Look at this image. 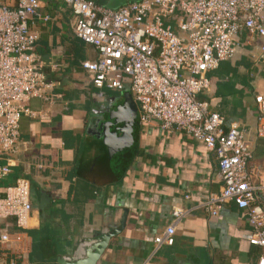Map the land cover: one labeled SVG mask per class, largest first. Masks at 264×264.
Returning <instances> with one entry per match:
<instances>
[{"label": "crops", "instance_id": "0c3cea01", "mask_svg": "<svg viewBox=\"0 0 264 264\" xmlns=\"http://www.w3.org/2000/svg\"><path fill=\"white\" fill-rule=\"evenodd\" d=\"M38 12L49 19L34 17L29 28L52 96L26 101L37 116L21 115L24 144L0 180V192L16 178L29 181L23 246L30 264H141L173 209L190 212L177 223L173 244L157 249L158 264H256L261 249L247 242L243 210L228 202L213 217L199 206L221 187L213 150L155 121L140 123L127 87L96 95L81 63L97 53L74 35L71 9L63 0H40ZM255 46L243 43L209 72L210 87L200 95L226 126L244 131L253 183L256 172L264 179V138L255 132L264 61L256 60Z\"/></svg>", "mask_w": 264, "mask_h": 264}, {"label": "built area", "instance_id": "2783aa9c", "mask_svg": "<svg viewBox=\"0 0 264 264\" xmlns=\"http://www.w3.org/2000/svg\"><path fill=\"white\" fill-rule=\"evenodd\" d=\"M63 2L74 15V35L97 53L95 60L81 63L96 95L127 87L140 123L155 121L213 150L221 187L199 206L213 217L228 202L243 210L247 242L261 249L256 264H264V179L256 172L258 182L251 180L244 131L234 123L226 126L200 98L210 87L208 73L233 59L243 43L255 42V58L264 61V0H136L115 9L92 0ZM39 7L40 0H0V180L11 172L12 155L24 144L21 115L37 116L26 101L52 96V83L35 53L37 33L29 28L34 17L49 19ZM255 103V132L264 138L262 95ZM30 209L27 179L2 188L0 264H30L23 246ZM189 212L173 209L171 222L154 236L153 251L141 264H158L153 260L157 249L173 244L176 225Z\"/></svg>", "mask_w": 264, "mask_h": 264}, {"label": "water", "instance_id": "95a60500", "mask_svg": "<svg viewBox=\"0 0 264 264\" xmlns=\"http://www.w3.org/2000/svg\"><path fill=\"white\" fill-rule=\"evenodd\" d=\"M130 1H136V0H107L106 7L111 8V9H115V8H118V6H120V5L122 6L126 2H130ZM138 120H139V118H138ZM105 243H107V240L104 237V240L100 244V247H102V245ZM99 251H100V248H99ZM99 251L97 250L95 253H93V258L97 256ZM184 264H190V263H184Z\"/></svg>", "mask_w": 264, "mask_h": 264}, {"label": "trees", "instance_id": "16d2710c", "mask_svg": "<svg viewBox=\"0 0 264 264\" xmlns=\"http://www.w3.org/2000/svg\"><path fill=\"white\" fill-rule=\"evenodd\" d=\"M97 3H104V0H98Z\"/></svg>", "mask_w": 264, "mask_h": 264}]
</instances>
